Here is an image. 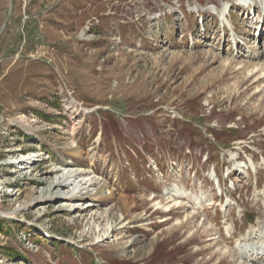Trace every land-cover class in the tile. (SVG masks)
Listing matches in <instances>:
<instances>
[{
    "label": "rangeland",
    "instance_id": "1",
    "mask_svg": "<svg viewBox=\"0 0 264 264\" xmlns=\"http://www.w3.org/2000/svg\"><path fill=\"white\" fill-rule=\"evenodd\" d=\"M245 1L0 0V264H264L234 250L264 219V1ZM55 165L93 190L52 195Z\"/></svg>",
    "mask_w": 264,
    "mask_h": 264
},
{
    "label": "bare ground",
    "instance_id": "2",
    "mask_svg": "<svg viewBox=\"0 0 264 264\" xmlns=\"http://www.w3.org/2000/svg\"><path fill=\"white\" fill-rule=\"evenodd\" d=\"M255 69L261 70V72L264 73V68H262V66L259 67L258 65H255L254 70ZM75 154L83 155V154H85V151H82V150L75 151ZM23 155H25V154H23ZM26 159H27L26 157H23L22 159H20V161L27 162ZM20 161H19V163L23 164ZM21 167H24V166L22 165ZM53 169H54L53 171H55L56 174L54 175V177H52V179L50 178L51 179L50 180L51 185L48 188L50 190L52 189V195L64 196V200L67 201V200H70L73 197L77 196V193L80 190L81 191H83L85 189L86 190H93V189L89 188V186L91 184H93L92 183L93 181L90 179V177L87 178L84 175V173L86 172V170L84 168H74V167H69V166H57V165H55ZM213 176L215 177L214 173H213ZM64 186H68L70 188L68 191H66V193H64L63 191H60L61 188ZM44 191H45V188H41L39 190L40 194H43ZM165 192H166L165 194L168 195V198H172V199L175 196L177 197L178 195H179V197H187V195H184V193H185L184 190L182 188H180L179 186H175V187L172 186L171 188H167V190ZM106 196H113V197L118 198L120 200V202L126 208H129L132 205L131 198L128 197L127 195H124L121 193H116L115 188L108 187L106 189ZM196 199H197V206L201 207L203 204L202 199L201 198H196ZM180 203L181 202L179 201V202H176L175 204L178 205ZM155 205L160 207L161 203L158 201V202H155ZM170 206H171V204H168L167 206H165L166 210H169ZM131 219H135V217H131ZM259 232L260 233H259L257 240H254V234L256 233V231L254 229H251L250 231H248L246 233V235H245L246 238H244V239L239 238L240 240L238 241V246H239L240 251L242 252V255L248 254L250 252V253L256 254V255L261 254L264 257V226L262 227V229H260Z\"/></svg>",
    "mask_w": 264,
    "mask_h": 264
}]
</instances>
